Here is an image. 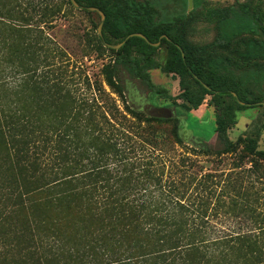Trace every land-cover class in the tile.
I'll use <instances>...</instances> for the list:
<instances>
[{
  "label": "rangeland",
  "instance_id": "rangeland-1",
  "mask_svg": "<svg viewBox=\"0 0 264 264\" xmlns=\"http://www.w3.org/2000/svg\"><path fill=\"white\" fill-rule=\"evenodd\" d=\"M137 1L148 3L164 23H171L186 17L199 0ZM252 2L257 0H204L186 20L187 40L198 47L215 42L219 32L229 31L218 20L236 21L229 9L238 12L242 4ZM100 21L98 14H86L68 0H50L46 8L42 0H0V104L5 111V117L0 112V264H108V258L97 259L108 252L121 253L135 242L95 205L152 201L159 172L165 189L172 177H181L168 168L169 158L193 174L189 193L194 189L208 199L209 235L257 233L255 229L264 226V159L248 155L243 141H254L256 151L264 152V106L257 105L264 104L261 86L247 84L248 94L260 100L245 106L228 131L229 140L239 143L237 150L224 156L196 155L191 148L197 150L199 142L215 143L211 97L182 118L181 147L169 137L172 124L130 117L125 105L152 115L171 116L175 108L125 76L127 104L106 87L102 69L110 56L97 46ZM245 38L264 42V36ZM236 47L233 41L212 52L228 58L230 71L238 76L239 70L253 66L238 60ZM165 58L162 48L158 60L163 64ZM256 63L264 65V60ZM149 74L169 96L180 93L176 77L160 70ZM95 86L104 95L94 92ZM103 116L129 134L104 133ZM14 136H21V144ZM152 144L167 152H153ZM56 154L68 160L57 167ZM96 170L101 172L98 179L66 181L70 174ZM150 170H156L151 178ZM9 185L23 199L6 218ZM97 186L98 195L89 201L85 190L91 194ZM7 239L18 247L8 248ZM20 247L24 254L18 252Z\"/></svg>",
  "mask_w": 264,
  "mask_h": 264
},
{
  "label": "trees",
  "instance_id": "trees-1",
  "mask_svg": "<svg viewBox=\"0 0 264 264\" xmlns=\"http://www.w3.org/2000/svg\"><path fill=\"white\" fill-rule=\"evenodd\" d=\"M49 1L42 0V5L48 7ZM203 1L199 0L195 4L196 8L183 19L164 23L159 13L146 2L75 0L79 7L96 8L105 15L102 39L97 37L96 41L98 48L108 52L110 56L109 63L102 69L106 87L124 100V105L127 104V101L125 102L127 95L123 86L125 76V79L136 83L151 95L170 101L175 108L171 116L138 112L127 105L124 106V111L130 117L148 124H172L169 137L175 145L181 147L184 144L180 126L182 118L189 112L198 110L206 97H211L215 114V143L198 141L199 148L197 150L191 148V151H195L196 155L201 153L204 156H224L235 152L239 146L238 142L233 144L228 138V131L236 124V115L245 110V106L240 105L239 102L249 104L260 100L248 94L247 84L254 81L262 88L260 95L264 94V65L256 63L264 60V42L256 38H245L246 34L255 37L264 36V3L263 0L244 3L238 12L229 9L232 17L236 16V21L227 18L218 20V23L228 26V34L219 32L215 42L198 47L187 40L185 25L186 20L203 4ZM83 12L92 14L86 10ZM135 33L142 34L149 44L143 39L134 37L127 40L118 50L104 47L103 43L109 46L120 45L127 36ZM233 41H236L237 47L234 53L238 60L245 65L253 66L250 71L239 70L238 76L230 71L228 58L217 57L212 52L215 48L225 47ZM156 44L157 47L152 46ZM162 48L166 51L163 64L158 60ZM153 70H160L165 75L176 77L180 93L176 97H171L163 88L154 85L149 74ZM93 91L104 95L96 86ZM94 97L95 95L83 99L90 101L91 98L92 101ZM0 108L3 115L5 111L1 104ZM103 118L107 127L104 133L110 136L117 132L122 135L129 134L127 128L109 122L104 116ZM7 128L9 130V127ZM13 139L21 144V136H14ZM243 145L248 155L264 159V152L256 151L254 141L244 140ZM23 147L25 145L21 148ZM151 148L153 152H167L157 144H152ZM56 156L54 160L57 167L61 165L59 162L68 160L65 154H56ZM167 163L168 168L175 169L181 177H172L169 186L165 189L160 181L162 173L159 172L155 178L157 182L156 189L154 188L155 194L150 193L152 201L138 205L117 203L95 205L101 214H107L110 221L125 234L133 237L135 242L133 247L125 248L121 253L115 254L112 251L101 255L97 262L107 261L108 258V264H264V226L255 229L257 233L209 235L206 232L207 214L210 211L208 199L199 197L194 189L189 193L190 186L195 181L193 174L189 175L184 171L182 165L181 168L174 166L170 158ZM155 171L147 172L150 178ZM100 174V170L70 174L66 176L68 179L66 181L68 184L85 182L89 177L98 179ZM100 188L98 186L93 188L91 194L85 190L89 201L91 197L98 195ZM7 191L9 193L4 199L9 203L6 208V218L15 213L14 209L23 199V195H19L18 191L15 194L16 192L10 190V185ZM194 193V200H191ZM7 241L8 248L18 247V244L12 245L8 239ZM25 251L21 247L18 249L19 253L24 254Z\"/></svg>",
  "mask_w": 264,
  "mask_h": 264
},
{
  "label": "water",
  "instance_id": "water-1",
  "mask_svg": "<svg viewBox=\"0 0 264 264\" xmlns=\"http://www.w3.org/2000/svg\"><path fill=\"white\" fill-rule=\"evenodd\" d=\"M69 2H70V4H71L74 8H76V9H79V10H86V11L91 12V13H96V14H98V15L100 16L101 21H100V23H99V25H98V27H97V35H98V37H99L100 39H102V27H103V23H104V21H105V15H104L100 10H98V9H96V8H90V7H79V6L76 4L75 0H69ZM134 37H136V38H140V39H143V40H145V41L148 43V41L146 40V38H145L142 34H136V33H135V34H130L129 36H127V37L125 38V40H124L120 45H117V46H109V45H107L106 43H103V44H104V47H105V48H110V49H113V50H118V49H120V48L125 44V42H126L127 40H129L130 38H134ZM148 44H149V43H148ZM152 46L157 47L158 44H156V45H152ZM182 58H183V54H182ZM205 88H207V87H205ZM233 96L236 98V95H235V94H233ZM239 104H240V105H243V106H249L248 104H243V103H240V102H239ZM257 105H262V106H264L263 103H259V104H257Z\"/></svg>",
  "mask_w": 264,
  "mask_h": 264
}]
</instances>
